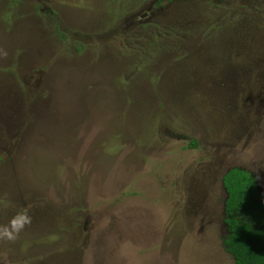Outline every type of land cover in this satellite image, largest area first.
<instances>
[{
    "label": "rangeland",
    "instance_id": "rangeland-1",
    "mask_svg": "<svg viewBox=\"0 0 264 264\" xmlns=\"http://www.w3.org/2000/svg\"><path fill=\"white\" fill-rule=\"evenodd\" d=\"M233 167L264 197V0H0V264H234Z\"/></svg>",
    "mask_w": 264,
    "mask_h": 264
},
{
    "label": "trees",
    "instance_id": "trees-1",
    "mask_svg": "<svg viewBox=\"0 0 264 264\" xmlns=\"http://www.w3.org/2000/svg\"><path fill=\"white\" fill-rule=\"evenodd\" d=\"M195 146L196 142L190 140L188 147ZM220 181L224 191V251L234 264H264V197L257 179L249 171L233 167L222 174Z\"/></svg>",
    "mask_w": 264,
    "mask_h": 264
},
{
    "label": "clouds",
    "instance_id": "clouds-1",
    "mask_svg": "<svg viewBox=\"0 0 264 264\" xmlns=\"http://www.w3.org/2000/svg\"><path fill=\"white\" fill-rule=\"evenodd\" d=\"M28 222H29V218L27 217V215H23L21 221L19 223L14 224L12 232H9L7 229H5L3 233H0V235H3L7 239H13L14 238L13 233L19 231Z\"/></svg>",
    "mask_w": 264,
    "mask_h": 264
}]
</instances>
